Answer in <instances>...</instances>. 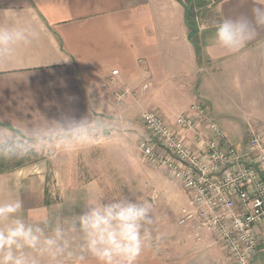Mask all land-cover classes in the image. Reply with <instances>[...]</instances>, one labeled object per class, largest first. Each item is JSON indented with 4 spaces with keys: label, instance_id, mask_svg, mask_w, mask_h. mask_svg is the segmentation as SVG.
<instances>
[{
    "label": "crops",
    "instance_id": "1",
    "mask_svg": "<svg viewBox=\"0 0 264 264\" xmlns=\"http://www.w3.org/2000/svg\"><path fill=\"white\" fill-rule=\"evenodd\" d=\"M250 7L251 0L213 5L205 18L213 13L215 20L198 26V50L178 0H0V21L4 10L17 11L39 33L15 62H0V120L29 125L68 112L116 123L127 132L148 110L168 122L185 114L201 124L191 105L203 102L228 142L241 149L250 131L264 137V30L235 54L214 47L212 38L216 21ZM170 91L175 101L180 97L175 107L169 105ZM115 100L117 111L111 106ZM182 137L192 141L191 135ZM58 154L48 165L38 160L0 169V199L11 181L26 214L47 215L55 224L86 210L91 190L105 192L103 185L55 168ZM181 188L190 195L186 206H192L190 192ZM175 230L151 233L137 264H234L211 230L192 224H177ZM256 235L261 246L251 264H264V224ZM62 264L96 262L76 256Z\"/></svg>",
    "mask_w": 264,
    "mask_h": 264
},
{
    "label": "clouds",
    "instance_id": "2",
    "mask_svg": "<svg viewBox=\"0 0 264 264\" xmlns=\"http://www.w3.org/2000/svg\"><path fill=\"white\" fill-rule=\"evenodd\" d=\"M248 2L241 0L242 4ZM4 12L0 62L13 63L39 33L19 12ZM213 27V46L239 53L264 30V0H251L248 11L222 17ZM119 130L116 123L92 116L76 118L68 112L29 125L0 120V159L71 153L110 139ZM84 208L71 219L53 224L47 215L26 214L12 182H7L0 199V264H62L76 256L92 257L96 264H137L151 240V205L129 197L108 200L96 188L84 201Z\"/></svg>",
    "mask_w": 264,
    "mask_h": 264
},
{
    "label": "built area",
    "instance_id": "3",
    "mask_svg": "<svg viewBox=\"0 0 264 264\" xmlns=\"http://www.w3.org/2000/svg\"><path fill=\"white\" fill-rule=\"evenodd\" d=\"M191 113L202 123L185 114L168 122L155 111L144 112L149 133L138 141L139 149L190 192L192 206L182 208L179 224L211 230L234 264H251L261 246L256 227L264 224V137L252 130L239 149L203 102L191 105Z\"/></svg>",
    "mask_w": 264,
    "mask_h": 264
},
{
    "label": "rangeland",
    "instance_id": "4",
    "mask_svg": "<svg viewBox=\"0 0 264 264\" xmlns=\"http://www.w3.org/2000/svg\"><path fill=\"white\" fill-rule=\"evenodd\" d=\"M182 1L188 2L189 0ZM219 1L195 0L192 6L191 21L199 26L205 22L209 23V20H215L216 16L213 13H208L207 18H205V13L212 10L213 5ZM179 98L177 97L175 101L170 91V100L167 97L169 105L175 107ZM111 104L116 111L120 108L116 100ZM148 133L141 117V122L127 132L120 129L112 138L94 146L84 147L71 153H59L54 167L74 171L77 180L99 179L108 200L129 197L149 203L153 217V224L148 226L150 233L172 235L176 233V225H180L181 210L187 205L186 198L190 195L184 192L176 180L169 178L163 169L149 164L142 156L138 141L147 137ZM159 146L160 151L166 153L162 144ZM31 154L8 159L4 163L0 159V169L14 165L21 159H29L30 162L44 160L47 161V165L50 163L48 155L36 153L38 155L36 159ZM67 156H70L69 160L66 159ZM54 183L50 174L48 187L53 189ZM192 227L201 228L196 223L192 224Z\"/></svg>",
    "mask_w": 264,
    "mask_h": 264
},
{
    "label": "trees",
    "instance_id": "5",
    "mask_svg": "<svg viewBox=\"0 0 264 264\" xmlns=\"http://www.w3.org/2000/svg\"><path fill=\"white\" fill-rule=\"evenodd\" d=\"M184 7H185V10H186V18H187V25L190 29V39L191 41L193 42V44L196 46V48L199 50L200 49V45H199V41H198V30H199V27L197 25L196 22H193L191 21V12L193 11L192 10V6H193V2L195 0H189L188 2H184L182 0H178ZM33 155L36 159H38V155L36 153L34 154H31ZM8 159H2V162H7ZM29 159L28 160H24V159H21L18 163L14 164V165H10V166H4V168L2 169H5V168H16V167H20V166H24L26 165L27 163H29Z\"/></svg>",
    "mask_w": 264,
    "mask_h": 264
}]
</instances>
